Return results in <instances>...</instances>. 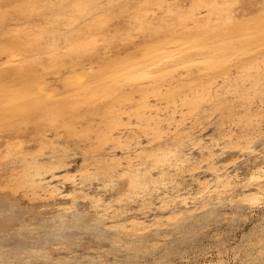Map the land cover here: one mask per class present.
I'll return each mask as SVG.
<instances>
[{
	"label": "rangeland",
	"instance_id": "rangeland-1",
	"mask_svg": "<svg viewBox=\"0 0 264 264\" xmlns=\"http://www.w3.org/2000/svg\"><path fill=\"white\" fill-rule=\"evenodd\" d=\"M253 1L258 4L249 13L252 4L248 6ZM2 2L0 16L5 6L6 10L9 7L14 10L19 1L8 7ZM128 3V7L115 10L117 13L125 10L119 16L101 17L98 27H103V39L98 41L99 48L92 55L79 57L77 65L66 59L64 65L50 64L53 67L47 65L45 70L50 69L41 71L46 86L55 90L53 94L57 92L59 99L64 94L68 96L65 98H76L77 90L72 86L83 82L82 78L90 81L89 94L83 95H90L89 101L76 105L79 109L75 102H70L75 103L72 107L70 103L63 104L66 107L62 108L68 109L57 112V116L55 113L56 121L50 120L53 115L50 112L42 115L41 108L39 113L35 112L40 114L39 118L35 113H31L34 118L30 115L31 109L22 110L28 115L23 117L24 112L12 109L3 93V88L18 80V76L22 79L21 75L0 78V187L18 200L20 208L31 206V202L46 203L29 218L33 221L37 215L33 228H42L39 219L44 215L58 217L57 210L65 205L64 229L79 236L51 239L43 251L55 260L72 264H264V100L250 94L244 99L241 92V87L253 92L260 86L254 83V74L259 70L264 82V55L258 48L245 49L235 38L231 44L235 51L228 63L208 69L206 61L211 63L212 57L217 62L220 53L209 44L184 47L187 43H183L188 35L186 31L198 25H222L236 34L253 17L256 20L264 17V0H130ZM242 3L246 5L244 11H241ZM15 8L17 12L11 16H17L21 10ZM197 11L201 13L195 16L209 17L195 19L193 15ZM223 14H231L229 22ZM9 20L0 25L9 34L15 33L14 25L15 28L27 25L24 19L18 21L19 25L13 17ZM11 25L14 31H10ZM98 27L90 31L100 35ZM161 34L165 36L159 38ZM161 41L167 43L168 54L162 55L161 64L166 67L158 71L159 77L139 82L130 79L123 67L139 62L149 46ZM180 43L184 48L179 47ZM67 47L65 43L61 50L51 54L68 52ZM8 51L11 52L2 50L0 59L8 57ZM154 57L158 58L159 54ZM153 64L151 68L160 66L157 62ZM249 66L252 75L246 74ZM107 68H111L110 72ZM183 77L191 81L180 84ZM202 81L206 83L203 91ZM205 85L210 86L211 95ZM167 87L173 88V97L165 95ZM200 90L203 96L196 107L184 102L185 97ZM144 98L151 105L141 103ZM68 99H62L61 106ZM258 105L262 106V113L249 115ZM74 107L77 112L73 111ZM240 112H247L245 119H239ZM107 114L118 119L113 128L108 126ZM39 122L45 124L46 130L40 129L44 126ZM155 123L163 133L157 132ZM117 139L125 144H118ZM168 146L174 149L164 155V160L155 161L156 155L151 151ZM23 153L30 158L33 154L39 156L42 163L31 168L37 174L30 177L41 180L44 188H54L55 195L34 197L30 185L20 181L25 171ZM51 160L56 161L53 167L47 166ZM108 163L113 164L112 169ZM129 163L148 168L154 180L145 188L134 190L128 176L122 173ZM102 219L104 233L78 231ZM40 231L39 237L52 233ZM10 248L11 245H0V252L6 254ZM16 251L34 250H13L4 259L16 257Z\"/></svg>",
	"mask_w": 264,
	"mask_h": 264
},
{
	"label": "bare ground",
	"instance_id": "bare-ground-1",
	"mask_svg": "<svg viewBox=\"0 0 264 264\" xmlns=\"http://www.w3.org/2000/svg\"><path fill=\"white\" fill-rule=\"evenodd\" d=\"M2 1L3 2L5 1L4 4ZM13 1L17 2V0H0V12H1V9H3V8H1L2 7L1 2H2L3 6L6 3L7 7H8V4H10V3L14 4ZM18 1H19L18 5H20V7L18 8L17 3L15 5V7H17L18 9L21 8V10L18 11V13L16 14L17 16H15V15L11 16L12 13L15 12L14 10L16 9L13 5L12 6L14 7V10H12L13 8H11V7L7 8V10H6V6L4 8V11L2 10L3 11L2 16L3 17L5 16L4 18L6 19V21H4V18L2 16H0V18H1L0 25L2 24V22H7L9 19H11V17L14 18L15 22H17L16 25L18 24V21L22 20V19H24L26 21V22L24 21L25 25L26 24L29 25V27L27 25L24 27V24L20 23V24H23V25H21V26H23L22 28L19 24L18 25L20 27L16 26L17 28H15V25H14L15 31L12 28V25H11L12 29L7 26L9 29H11L10 31L15 32V33L10 32V34L8 32L9 30L7 31V29H4L2 27L0 28V29H4L0 32V48H1V51L4 49H6V51H7V49L11 50V52L8 51V53H9L8 57H5V59H0V65H1L0 66V78H2V80H3V78L4 79L8 78L9 76H12L13 74L21 75V78H22V79H19L20 77L18 76L19 81L15 80L10 85L6 83L7 85L5 86V88H3L4 97H6V99L10 100L9 102L11 103L10 106L12 107V109L21 110L20 112H22V110H27V112L34 110V112H32V111L30 112V115H32L33 118L36 117L38 115L36 113H39L40 111H43L42 115H44V112L45 113L50 112L51 115L53 114L52 117L50 115V117H51L50 120H52L54 118L53 120L56 121L57 120L56 116L58 115V113H61V110L63 111L64 109H66V110L68 109V107L62 108V107H66V106H63V104L65 105V104L70 103V102H72V103L75 102V103H77V104L74 103L75 107H76V105L78 107L79 103L89 101L88 99L90 98V95L89 96L85 95L86 98L83 95L89 94V84H90L89 82L90 81L88 82L86 80L87 82H85V80H83L84 78H82L83 82H79L80 84H78V85H73L72 87L77 90V95H76V93H74L76 95V98H75V96L72 95L73 93H71V92H69V93H70V95H72L74 97V99L73 98H71V99L65 98L68 96H67V94L66 95L64 94V97L62 99L63 100L68 99L69 102L64 101V102H62V106H61V100L62 99H59L56 97L57 92L55 93L56 95L53 94V92H55V90H50L51 88L49 89L46 86V84H47V83H45L46 80L44 81V79H43L44 77L41 75V74H44L43 72H41L42 69L44 68L43 70H45V67L47 65L51 66L52 64H56V63L60 64V65L61 64L64 65L67 62L68 63L72 62L73 65H77L79 57L84 56L86 54L92 55L95 52V50L99 48L98 47L99 46L98 43L100 42L99 40L103 39V27H102V29L100 27H98L99 24L101 25V23L99 21L103 20V18L101 19V17H103V15L104 16L107 15L108 17H111V18H114L115 16L116 17L119 16V14H121L125 10H121L120 13L115 12V10L119 9V8L121 9L124 7H128L129 6L128 1L130 2V0H18ZM202 1H206V0H202ZM255 3L258 4L257 2L253 1L248 6V7H250L252 4L251 10H249V8H247V10H249L248 11L249 13L252 11H255V10H253L254 6L256 5ZM240 6H241V11H244L246 5L244 3H242ZM202 7H204V6H202ZM262 8H264V6ZM9 9L13 12L8 11ZM32 12H34L35 14L34 13L33 14L35 16L37 15L38 18L34 17ZM200 13H201V11L195 12L193 15L194 18L200 20V19H206L207 17H209L207 15L203 16V17H201V15L195 16L196 14H200ZM249 13H247V14H249ZM263 13H264V11H263ZM1 14H2V12H1ZM232 15H234V14H232ZM259 15H260V13H259ZM6 17L7 18L9 17L8 20ZM31 17H34V18L31 19ZM260 17L258 18L259 20L258 19L256 20V18H257L256 16L253 17V19H255L257 22L254 20L255 22L253 23V19H252V21H250L252 23L247 22V24L244 27H241L239 29V31L234 35H233V33L231 34V32L227 31L224 28V26H222V25L209 26V27L204 26V25H198V26L191 28V29L186 31L188 35L184 36L183 43H187L188 45L186 44L184 47H186V46H188V47L189 46H193V47L199 46L200 47L201 45H208L209 44L211 49H215V51H218L220 53V56H219V59L217 62L212 57H210L211 63H208L206 61L205 67L208 69H210L209 66H213V67H215L216 65L222 66V65H226L228 63V61L231 59V55L235 51L231 46L232 40L235 38L239 39L242 42V45L245 49L250 50V49H257L258 48L261 50V53L264 55V17H261V18ZM232 18L235 19V17H232ZM132 19H133V17H132ZM132 19H130V21ZM224 19L229 22V20L231 19V14L230 15H224ZM137 20H138V17H137ZM12 21H13V19H12ZM234 21H231V23ZM239 21L240 20L238 19L237 22H239ZM8 22H10V20ZM5 24H7V23H5ZM250 24L251 25L253 24V26H250ZM3 25H4V23H3ZM95 26L98 27V29H99V31H101L102 35H101V33H100V35L99 34L97 35V34L92 33L90 31ZM119 26H121V25H119ZM16 29H17V32H16ZM169 30L171 31V29H169ZM99 36H101V37H99ZM163 36H165V35L161 34L159 36V38H161ZM210 39H212V42ZM171 40L174 41V39H171ZM65 43H67V45H68V47H67L69 50L68 52H63V53L58 52L55 54H51V52H53V51L61 50L60 47L65 45ZM179 47L184 48L181 43H180ZM167 49H168V45L164 41H161V44H153V45L149 46L144 51V53H143V51H141V53H143V56L139 62H134V63L131 62L128 66L123 67L124 70L126 69V71L124 73H127L130 79H135L137 81L138 80H145L148 78H151V79L152 78H158L159 76H156V75L159 72H161V70L163 68L166 67V66H163L161 64V59H162V55L168 54ZM260 50H259V52H260ZM180 51H181V49H180ZM1 53H0V55H1ZM155 54H159V57L158 58L154 57ZM2 55H3V53H2ZM66 59H69L70 61H67ZM213 61H215V62H213ZM124 62H126V61H124ZM155 62L160 63L159 64L160 66L158 68H151V64L152 63L155 64ZM51 67H53V66H51ZM113 67H115V66H113ZM250 68L251 67L249 66L248 67L249 70L246 72L247 75H252V70ZM49 69H50L49 67L46 68L45 72ZM110 70H111V68L108 69L109 72H110ZM38 72H40V74ZM34 73H36V74H34ZM113 73L114 72H113V68H112V72L110 74L112 75ZM107 74H109V73H107ZM26 75L27 76L30 75V76L27 77ZM160 76H162V74ZM254 77H255L254 83L259 84L260 86L257 87L256 89H254L253 92L248 91L247 88L241 87V89L243 90V91H241L242 96H244V99H245L248 97L249 94L251 96L258 95L260 97L259 99L264 100V97H263V94H264V84L263 83L264 82H262L263 74L259 70V71H257V73L254 74ZM15 78H16V76H15ZM99 78L100 77L97 78L98 79L97 81H99L101 79V78L100 79ZM10 80H11V78H10ZM110 80H112V79H110ZM115 80H118V76L115 77ZM185 80H190V79H186V78L184 79V77H183L182 79L179 80V83L180 84H181V82L184 83ZM179 83H178V85H179ZM1 84L2 83H0V85ZM200 84L202 86L201 90L203 91V84H206V83L204 81H202V83H200ZM48 85H49V83H48ZM106 85H107V83H106ZM119 85H121V84H119ZM52 89H55V87L53 86ZM205 89H207L209 91L208 95L212 94V92L210 90V86L205 85ZM42 90H46V93H41ZM57 91H58V89H57ZM202 91L198 92L197 94H195L193 96H189L188 98L185 97L184 102L186 104L188 103L191 107H196L198 105L200 98L203 96ZM48 92H50V93H48ZM157 92H160V91H157ZM165 92H166L165 95L167 97H173V88L167 87ZM70 95H69V97H72ZM79 95H81L83 97H81ZM48 97H50L52 99H50V98L48 99ZM46 99H48L50 101H47ZM3 100H5V99H3ZM146 102H147V98H144L141 103H146ZM0 103H1V101H0ZM72 103H70L71 107L74 106V104H72ZM58 104H59V107H58ZM149 105H151V104L149 102H147V106H149ZM71 107L69 108L70 110H71ZM40 108H41V110H40ZM43 108L46 111H44ZM76 108L73 111L77 112V109H79V108H77V109ZM229 110L232 111L230 108H229ZM262 110H263L262 106L258 105V107L255 110H252L253 113L250 112L251 114H249V115H252V114L254 115L257 113L260 114V113H262ZM5 111L6 110L4 109V112ZM37 111H39V112H37ZM26 113L25 112L23 113V117L26 116V118H27L28 115H26ZM31 113H35L36 116H34V114H31ZM55 113H56V116L54 115ZM7 114H8V112H7ZM224 114H225V112H224ZM226 114H227V112H226ZM245 114H247V112L244 114L241 113L237 116L241 120V119H245L243 117ZM21 115L19 114L20 117H22ZM39 115L36 118H39ZM46 115H49V113L45 114V116ZM109 117H110V119L108 120L109 121L108 126L113 128L114 124L119 123L118 119L113 118V117H111V115L109 116L107 114L106 118H109ZM228 117H229V115H228ZM245 117H246V115H245ZM45 118H48V117H45ZM247 118H249V117H247ZM19 119L22 120V118H19ZM23 119H25V118H23ZM39 124H40V122H39ZM52 124H54L53 121H52ZM155 124H156L155 129L157 130V132L160 134L163 133L161 126L158 123H155ZM42 125L44 126L45 124H42ZM42 125L40 124V126H42ZM69 125L72 126L71 123H69L67 127H69ZM40 129L46 130V126H44L43 128H40ZM39 132L44 133L45 131H39ZM116 141L120 145L125 144V142L123 140L117 139ZM173 149H174V147L171 148L168 146V147L161 148L158 151H151V152H152V154L156 155V159H154V160L160 161V160H164L166 158V157H164V155L169 154ZM26 155L24 153L22 154V159L25 161V171H24V174L21 177L20 181H23L24 183H27L28 185H30L31 189H33L32 194L35 193L34 197L36 196V197H44L45 198L48 196L52 197L53 195H55L56 190L54 188L51 190H50V188H44L41 180H36L35 177H33V179H31L30 176H34L35 174H37V172H34L31 168L32 167H40V165H41L40 163H42V162L40 161L39 156L36 154H33L34 156L32 155L33 158L27 157L28 155L27 156ZM30 159H31V161H29ZM184 159H186V157ZM53 163H56V161L51 160L49 162V164H47V166L53 167L54 166ZM143 163H144V161H143ZM107 166L112 169L113 164L108 163ZM122 173L126 174L128 176L129 184L132 186V188L134 190L143 189L147 186L149 181L154 180L153 177L150 178V173H149L148 168L142 169V168H140V166L134 165L133 163H129L128 168L123 170ZM41 189H43V190L41 191ZM44 189H46V190H44ZM33 191H34V193H33ZM255 195H257V194H255ZM44 203L45 202L42 201V203H40L38 205L36 203L31 202V206H26L25 209L22 207L20 208L18 200L15 197L8 195L7 192L4 191V188L0 187V245L1 246L4 244L11 245V248L9 250L7 249L6 254L4 252H0V264H72L70 261H69L70 263H68V262H63L61 260H55L47 252L43 251L46 248V246L48 245V243L51 241V239H53V238H60V239L64 240L65 238L79 236V234L74 233L75 231L70 232V231H66V229H64V227H66V222H64V220H65L63 218L64 211L62 208L65 205H62L57 210L56 213H57L58 217L45 218V215H44L43 218L41 217L39 219V221H41V227L42 228L39 229L38 227H35V226L33 228L32 226L36 222V216L37 215L34 217L33 221L30 220L31 219L30 217H31L32 213L38 212L40 210V208H38V207H40ZM45 206H47V205H45ZM34 209H36V210H34ZM27 215H29V217H27ZM77 226H82V225L79 224ZM105 228H106V225H105ZM12 229L15 230V233L11 234L10 230H12ZM40 230H43V232H45V233H47L49 230H51L52 233H48V234L44 235L43 237L42 236L39 237V234L41 233ZM72 230H73V228H71V231ZM86 230L90 231V234L102 233L105 230L103 228V219L101 221H97L94 224H87L84 227V229H83V227L78 229V231H85V232H86ZM15 247H17V249ZM25 248H32L34 251L32 253H30L29 251H26V252L16 251V252H14L16 254V257H12V259H9V260L4 259V257L6 255L12 254L9 252H11L13 250H23ZM4 250H5V248H4Z\"/></svg>",
	"mask_w": 264,
	"mask_h": 264
}]
</instances>
